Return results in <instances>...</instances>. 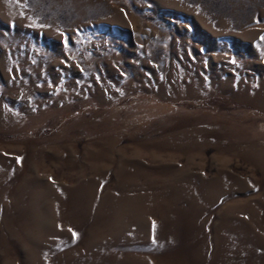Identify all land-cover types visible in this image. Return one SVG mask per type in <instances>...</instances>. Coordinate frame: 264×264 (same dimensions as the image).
I'll use <instances>...</instances> for the list:
<instances>
[{
  "label": "rangeland",
  "instance_id": "374dc122",
  "mask_svg": "<svg viewBox=\"0 0 264 264\" xmlns=\"http://www.w3.org/2000/svg\"><path fill=\"white\" fill-rule=\"evenodd\" d=\"M0 264H264V0H0Z\"/></svg>",
  "mask_w": 264,
  "mask_h": 264
},
{
  "label": "snow or ice",
  "instance_id": "6c2138e0",
  "mask_svg": "<svg viewBox=\"0 0 264 264\" xmlns=\"http://www.w3.org/2000/svg\"><path fill=\"white\" fill-rule=\"evenodd\" d=\"M74 235H75V233H74Z\"/></svg>",
  "mask_w": 264,
  "mask_h": 264
}]
</instances>
